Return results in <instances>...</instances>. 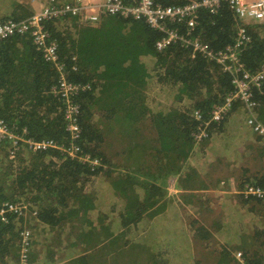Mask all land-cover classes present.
Listing matches in <instances>:
<instances>
[{
  "label": "trees",
  "instance_id": "obj_1",
  "mask_svg": "<svg viewBox=\"0 0 264 264\" xmlns=\"http://www.w3.org/2000/svg\"><path fill=\"white\" fill-rule=\"evenodd\" d=\"M0 1L1 10L11 8L10 14L2 13L0 22L23 19L34 12L29 4L19 0ZM158 1L163 5H182L192 0ZM208 9L200 7L194 35L213 50L231 46L247 70H257L264 60V19L244 21L224 1L217 11ZM68 23L72 24L66 28ZM95 23L92 26L74 17L46 22L47 42L56 40L58 61L65 64L63 74L69 82L80 86L67 99L60 89L61 74L52 62L44 60L30 34L0 41V120L25 138L67 144L71 135L66 128L65 112L68 106L78 107L80 134L74 142L79 145L81 156L88 154L98 160L92 169L52 148L20 158L22 164L16 171L7 165L10 172H1L0 203L16 196L14 199L27 205L36 225H44L50 233L58 231L59 243L70 258L68 264H91L87 251L114 236L113 223L119 222L120 229L130 232L132 228L138 230L136 225L147 218L165 213L174 203L181 209L194 207V195L189 194L188 198V193H180L181 200L173 201L168 179H175L176 189L188 192V183L199 176L193 167L185 169L197 124L191 113L200 109L208 117L213 105L233 90L229 74L214 60H206L199 53L192 56L191 49L180 44L157 49L156 41L162 33L144 20L108 15ZM157 87L164 89L166 95L172 94L174 103L185 100L187 104L182 108L151 109L147 101L151 90ZM254 99L257 116L264 123V82L255 89ZM240 107L238 102L233 103L222 121L210 124L208 138L222 130L230 114ZM107 131H112L119 142H127L116 153L113 164L102 151ZM8 142L0 143L7 154L11 148ZM102 172L111 185L112 199L117 197L121 203L115 209L114 204L109 205L110 212L118 211L116 222L110 214H100V205H106V200L102 204L97 201L101 181L92 192L88 190ZM245 182L264 185V174L247 179L239 188ZM108 198L107 204L111 202ZM240 198L243 205L264 206L255 197ZM202 204L198 205L199 213L203 212L199 210ZM93 211L99 215L98 222L90 217ZM16 222L27 226L21 215L0 222V264H17L18 238L24 228ZM206 226L197 218L188 219V228L200 241H207L212 235ZM259 235L255 231L251 240H244L238 247L247 264H264V253L254 247ZM153 239L159 240L156 247L162 249L153 253V248L148 260L151 264H167L171 251L166 247L171 240L162 234ZM231 254L222 248L216 255L217 264H240Z\"/></svg>",
  "mask_w": 264,
  "mask_h": 264
},
{
  "label": "built area",
  "instance_id": "obj_2",
  "mask_svg": "<svg viewBox=\"0 0 264 264\" xmlns=\"http://www.w3.org/2000/svg\"><path fill=\"white\" fill-rule=\"evenodd\" d=\"M222 1L227 3L235 16L244 21L264 19V0H192L182 5H163L158 0H46L40 9L26 18L19 20L9 18L1 21L0 41L13 35L30 34L35 48L41 52L44 60L52 62L61 74L60 89L62 95L67 99L71 94L77 92L80 86L69 82L63 74L65 64L63 61H58L56 40L47 42L49 32L46 22L74 17L84 23H95L102 16L108 15L144 20L149 27L162 33V37L156 41L157 49L165 48L171 44L188 47L191 49L192 56L199 53L206 60H214L221 70L229 74L231 78L233 90L225 96L222 102L213 105L208 117H204L200 109L191 113L197 122L192 133L194 144L208 138L210 124L222 121L235 102L240 104L246 114L245 123L247 126L257 135L264 137V123L256 115L257 102L254 99L255 89H259L264 82V60L257 70L251 72L244 67L237 52L231 46H227L224 50H213L193 33L198 22L200 7L209 8L210 12H214L219 9ZM79 117L78 107L68 106L64 119L67 122L66 128L70 132L71 138L67 144L54 142L52 139L25 138L23 135L15 134L2 120H0V143L3 140L10 142L11 148L8 152L10 157H13L21 147L33 153L56 148L81 160L93 169L98 164V160L91 159L88 154L81 156V149L74 142L80 134L77 123ZM66 146L69 147L66 148ZM238 191L246 199L252 196L264 201V185L245 182ZM24 210H27V205L22 201L3 202L0 207V218L6 221L4 214L6 216L22 214ZM19 238L17 264H32L29 261L31 232L24 228L20 232ZM235 258L240 264H247L242 252L238 251Z\"/></svg>",
  "mask_w": 264,
  "mask_h": 264
},
{
  "label": "rangeland",
  "instance_id": "obj_3",
  "mask_svg": "<svg viewBox=\"0 0 264 264\" xmlns=\"http://www.w3.org/2000/svg\"><path fill=\"white\" fill-rule=\"evenodd\" d=\"M19 1L23 2L24 4L31 5L28 2L29 0H19ZM33 1H35L36 7L35 8H33L32 6L30 7L35 12L36 10L40 9L41 6L44 5L46 0H33ZM0 7H1V1H0ZM88 24L93 26L97 23H88ZM71 28H73V25L71 26ZM165 92L166 91L164 89H161L159 87H157L155 90H151L150 94L152 96H150L147 101L151 109L157 108L159 106L161 108H164V110L172 106H178L182 108L187 104V101L185 100L179 103H174L175 100L172 101L173 100L172 94L169 93V95H166ZM243 113L244 112L241 107L236 111L232 112L230 114L231 116L227 119L224 128L213 134V135H217L212 138L214 140V145L210 146L209 151L206 150L205 156L202 159L203 162H201L200 164L201 170H204L205 168L208 170L212 169V170H216L217 172L219 171V173L222 174L224 171L222 172V168L219 167L223 164L225 159L224 157H221V155L232 157V152H234L235 155H239L238 157L235 156L238 159H236L235 162H233L234 165L231 167V170L230 169L225 170V171H230L231 173H234L236 175L234 179L232 178L234 184H232L231 182L228 184L227 179H224L226 187L228 189L231 188V190L234 187L236 191L227 194L226 197L228 200L225 199L227 201H223L224 203L221 205L217 203V200H214L213 198L207 196H205V199H201L200 202H203L202 210H204L205 208L208 209L209 207L212 209L213 212L209 213V215H205V212L204 213L198 212L197 214L192 213L191 209L190 212H188V206L181 209L176 203H174L169 207V209L165 213H163L161 216L156 217L153 221L147 220L150 218H147L146 219L147 221H142L141 224L138 225V231H139L138 239L136 241L134 239H129V244L123 251V255L128 259L127 264H151V261L148 260L149 252L154 248L155 251H153V253H157L159 249L162 248L156 247L157 245L156 240H152L150 242L148 239L145 240L142 237L155 238L160 236L161 234L168 236V238L171 240V245L166 247V249H169L171 251V253L169 254L170 257L168 258L169 262L167 264H188V259H190L189 264H191L194 262L193 261L194 259L197 258L201 259L202 257L201 250L203 249L209 251L203 254V258L209 261L207 263L201 262L200 264H212L211 260L214 259V257H212L213 256L212 252H214V250L220 251L222 248H227L232 253L231 255L235 257V254L238 251L242 252V249L238 248L242 244V242L244 240L247 241L251 240L252 235L257 230L260 233V235L255 237L256 244L254 247L260 250L261 253H264V234H262V231H264V206L262 205L255 206L253 205V203L243 205V200L240 198L243 197V195L240 194L238 191L240 189L239 188L240 183H243L247 179L254 180L255 177L264 174V138H258L256 134H254L251 131V129L247 125H245V122H243L242 120ZM95 114L97 115V113ZM106 134H107L106 142L103 144L102 151L103 153H105L107 160H111L113 164L114 160L116 161L117 158L116 153L120 151L123 147H125L124 145H126L127 142L122 139L121 142H119L120 139L114 138L113 135L114 133L112 131H107ZM48 149H52V148H48ZM30 153L33 152H30L26 150L24 147H21L16 151L13 157H10L9 154H7V150H3L2 147H0V180L2 176L1 172L4 174L10 172L7 170L6 167L7 165L13 166V168L16 171L18 166L22 164L20 158H26L27 156H30ZM190 156H194V154L190 153ZM216 157H219L217 159V163L213 161L211 162L209 161ZM193 163L194 165H196V162ZM107 167H108L107 164L104 165L103 166L104 170ZM189 167H193V166H191L187 161L185 163V169ZM194 169L196 170V168ZM96 177L97 179L95 180L94 183H91L89 185L88 190H91L92 192L94 186H96L98 182L101 181L98 187L99 198L97 199V201L99 204H102L103 200H106L105 204L107 205V202L109 200L108 197L112 194V192L109 191L111 185L109 181L106 180L103 172L101 173V175H97ZM211 179L215 181V177ZM171 180L172 181L170 188L171 191L173 192V188H174L173 181L175 180L173 178H171ZM8 181L9 178H7V181L5 183H7ZM0 183L2 182L0 181ZM4 187L7 188V185ZM104 192L105 194H103ZM14 198L3 202L20 201L19 199H14ZM113 199H114L113 209H115L119 207L121 203L119 200H117V197ZM211 199H213V201ZM233 201H235L237 204L233 203ZM3 202L0 203V207L2 206ZM194 203L197 205L199 202L197 200H194ZM211 204H214L213 207ZM253 206L255 211L253 210ZM100 210H101L100 214H103L102 212L106 210V206L104 204L100 205ZM92 213L93 214L90 215L91 219L92 220L94 219L98 222L99 215L98 216L94 215L96 214L94 213V211ZM111 213L114 216L118 215V211ZM16 215L17 216L21 215L22 217L25 216L24 217L25 221H27L26 229L32 232L31 250L29 254L30 259H32V262L35 264L37 261H39V258H41L40 254L42 251H44V256L42 257H48V256L51 257L52 252L51 250H48V247L54 248L55 246L59 245L61 234L58 235V231H55L54 233H50L42 225L40 224L36 225V222L34 223L33 221V215L30 213V211H28V209L24 210L22 214H8L7 216L6 214H4L6 221H3L0 218V222H8L11 217H15ZM189 218L192 219L197 218V220L200 223L204 225L207 224L206 227L210 229V232L213 235L211 239L207 241H200V239L194 238L192 235V231H189L190 229H188ZM18 221L22 222L21 219ZM204 221H206V223ZM16 224L18 226L22 224L21 227L24 228L23 223L19 224L16 222ZM30 226L32 231L30 229ZM116 226L120 228L119 222ZM65 232H63L64 235ZM110 240L105 242L104 246L108 245ZM19 242H20V238H18V246H19ZM149 243L151 244L146 245ZM191 247L194 248L193 254L188 253V250ZM198 264H199V260H198Z\"/></svg>",
  "mask_w": 264,
  "mask_h": 264
},
{
  "label": "crops",
  "instance_id": "obj_4",
  "mask_svg": "<svg viewBox=\"0 0 264 264\" xmlns=\"http://www.w3.org/2000/svg\"><path fill=\"white\" fill-rule=\"evenodd\" d=\"M28 2L31 4L29 6H32L33 8L36 7L35 1L29 0ZM2 13H6L5 15L10 14L11 8L8 7L5 10L0 9V17L2 16ZM246 21H252V20H246ZM70 24L71 23H68L66 28L69 27ZM256 115H257V113H256ZM242 117H243V119H242L243 122H245L246 114L243 113ZM245 125H247V124L245 123ZM223 128H224V126H223ZM214 136H217V135H211L209 138L203 140L202 142H200L198 144H194V146L192 148L191 153L194 154V156H190L188 159V162L191 166L196 168V170L200 176L197 177L196 181H194L192 183H188V188H189L188 192H184L181 189H176L175 187L173 188V192H172L171 188H170L172 180H171V178L168 179L169 195H170V197H172L173 201H176V200L180 201L181 200L182 197L180 196V193H188V198H190L189 194H191V196L194 195V200H196L197 198L198 199H205V196H207V197L213 198L214 200H217V203L219 205H221L224 203L223 201L228 200L226 197L227 194H230V193H233L236 191V189L233 186H232L233 187L232 190H231V188L228 189L225 185L224 179H227L228 184L230 182L232 184H234L233 179L235 178L236 175L234 173H231L230 171H225V170L226 169L231 170V167L234 165L233 162H235V160L238 159L236 157H238L239 155H235L234 152H232V157L221 155V157H224V159H225L223 164L219 167V168H222V172L224 171L222 174H220L219 171L217 172L216 170H212V169H210V170H208L206 168L204 170L200 169V164H201V162H203L202 159L205 156L206 150L209 151L210 146L214 145V140L212 139ZM239 151H240V148H239ZM218 158L219 157H216V158L211 159L209 161L210 162L213 161V162L217 163ZM193 162H196V165H194ZM214 177H215V181L211 179ZM173 182H174V184H173V186H174L176 182L175 181H173ZM98 190H99V188H98ZM109 191L112 192V194H113L112 188H109ZM103 194H105V192ZM112 194L109 196L111 202L109 204L105 205L106 210L104 211V213L110 214L111 215V216H109L110 219H112L116 222L118 220V216L117 215L114 216L109 210V205L114 203V199H112V197H113ZM213 199H211V200L213 201ZM225 199H227V200H225ZM198 202L199 203L197 205L195 203L193 204V206H194L193 208L188 205L189 206L188 212H190V209H191L192 213L197 214L198 213L197 206L200 203H203L200 201H198ZM233 203H236V202L233 201ZM211 205L213 207L214 204H211ZM199 210H201V212L203 211L202 213L205 212V215H209V213L213 212L210 207L208 208V210H202V209H199ZM162 214L163 213H161L160 215H157L153 218H150V219H148V221H153L156 217L161 216ZM140 224H141V222L138 223L136 226H138ZM42 226L45 227L44 225H42ZM112 227L115 229V232H114V236L112 237V239L108 238V240L111 239L110 242L108 243V245L104 246V244H105L104 243L103 245H99V246L94 247V248L87 251V253L91 257V260H90L91 264H127L128 259L123 255V251L125 250V248L129 244V239H134L135 241L138 239V232L139 231L134 230L135 228H132L130 232L123 231V229H120L116 226V223H113ZM234 230H236V229H234ZM121 232H123V235H119V233H121ZM192 235H194V234L192 233ZM212 236L213 235H211V237ZM211 237H210V239H211ZM142 238H144L145 240L148 239L150 242L152 240H154L153 238H145V237H142ZM156 242L158 244L159 240L156 239ZM146 245H148V244H146ZM52 249L56 251V253H52V257H50V256L42 257V256H44V251H42L40 254L41 258H39V261H37L35 264H39V262H40V264H68L70 262V258L66 257V255L68 253L63 248L62 245L59 244V245L55 246L54 248L48 247V250L52 251ZM193 252H194V248L191 247L188 250V253L193 254ZM205 252H209V251L206 249L201 250V256H202L201 259L196 257L197 259H194L193 260L194 262L191 264H198V260H199V264L201 262L207 263L209 260L203 258V254ZM218 252H219V250H214V252H212L213 253L212 257H214V259L211 260L212 264L218 263L216 261V255ZM151 254H152V252L150 251L149 255H151ZM194 255H195V253H194ZM189 262H190V259H188V264H189Z\"/></svg>",
  "mask_w": 264,
  "mask_h": 264
},
{
  "label": "clouds",
  "instance_id": "obj_5",
  "mask_svg": "<svg viewBox=\"0 0 264 264\" xmlns=\"http://www.w3.org/2000/svg\"><path fill=\"white\" fill-rule=\"evenodd\" d=\"M20 220V219H19Z\"/></svg>",
  "mask_w": 264,
  "mask_h": 264
}]
</instances>
